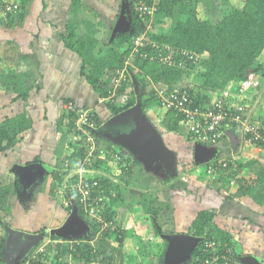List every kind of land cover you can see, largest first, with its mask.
Wrapping results in <instances>:
<instances>
[{"label": "crops", "instance_id": "0c3cea01", "mask_svg": "<svg viewBox=\"0 0 264 264\" xmlns=\"http://www.w3.org/2000/svg\"><path fill=\"white\" fill-rule=\"evenodd\" d=\"M229 1L234 7L241 5L238 0ZM120 8L121 2L118 3L116 0H23L22 12L18 17L8 20V23L0 22V122L21 113H24L29 120L27 129L19 133L15 145L0 151V243L3 242L6 246V244L18 241V244H21L18 249L22 256L19 264H24L29 256L39 251L43 244H47L44 237H47L48 234L49 236L60 235L61 232L69 228L63 229L69 215L66 209L59 204L60 199H57L53 193L56 169L67 153L65 139L63 142V129H65L68 120L65 105L71 102L77 108L93 110L101 119V132L109 130L103 124L117 114H112L102 105L100 98L103 96H100L99 91L92 87L86 78L89 68L82 69L80 55L65 46L63 37L67 35L69 27H74L77 37H85L81 30L86 29V24L89 25V28L93 27L91 22L96 16L101 18L104 16L111 23L110 30H112L118 19ZM7 74L15 75V77L11 80L7 78ZM260 79H262V86L249 89L246 92L245 103L251 119L264 126V76ZM19 87L28 89V93L24 96L25 98L14 100V97L19 94L17 89ZM150 112L149 115L147 112L145 113L148 122L155 123L159 120L156 116L162 111ZM180 124L183 126L182 122ZM181 130V128L178 131L168 130V134L160 130L161 134L156 128L167 151L171 152L168 154L170 158L165 159L163 163L162 159L156 161L154 163L156 166L170 165L173 155L177 152L174 151L176 147L168 145L166 139L175 138L176 134L181 138L180 134H183L187 141L186 132ZM102 136L111 147L119 149L123 155L126 156L129 153L135 157L125 146L109 139V137ZM201 146L202 150L209 152L206 155L211 156V160H226L227 155H232L234 158L233 164L230 162L227 164V168L233 165L237 168L233 167V172L230 171L228 177L227 175L221 177V172H218L214 179L210 177L206 180L210 181L214 187V190L209 188L208 191L210 193L213 191L214 194H211L220 199L219 204L208 205L206 210L213 214L211 223H215L217 229L232 235L234 242L239 244L237 249H240L244 259L252 264L253 257L258 256L264 247V219L255 221L252 215L263 214L264 207L253 200L251 196L238 193V188L239 180L255 177L253 170L246 166V162L251 159H263L264 153L255 143L250 142L242 135L238 127L231 126L225 127L224 136L219 143L211 146L201 144ZM193 148L195 149V143ZM194 152V158L196 155L200 156V150H194ZM136 160L138 163L133 164L130 174L128 173L124 177L126 174L122 173L124 178L118 176L120 172L117 166H112V176L108 172L109 177L120 182L117 191L119 199L113 204L114 206L119 202V207L116 211L112 210L113 216L127 237L126 244H134L143 238L147 242L151 241L153 239V236L150 237L151 224L149 222L151 221L158 226L157 232L162 235L165 244H167L168 240L165 235L176 232L169 228L170 224L173 226L174 218L165 221L158 220V217L163 216L159 215V212L164 214L167 211L166 214H170V210L174 209L173 207L177 203L174 200L170 203L166 199L165 202L156 194V191L163 190L169 183L171 185L173 180L177 184V186H173L176 188V192L179 188L189 185L190 181H194L195 187L199 185L200 180L193 177L190 181L185 178L182 182V178L176 177L177 172L171 175L169 180H166V177L163 178L165 180H162L159 177H153L150 172L142 171L141 168L148 167L138 159ZM142 172L145 175H142ZM157 172V175L161 173L159 170ZM235 172L241 173V176L236 177ZM141 180L147 181L148 186H137V182ZM154 180L157 182L154 185H158V181H160L163 188H161L162 184H159L160 186L155 187V192L151 193V181ZM229 181L234 182L236 186L231 187L228 190L231 195L224 198L223 194L228 195L225 190L229 185L226 183ZM178 182L183 185L178 186ZM147 187L148 189H145ZM194 187H186L182 193H189L186 196L190 197L194 194ZM234 188L235 190H233ZM7 189L10 190V193L4 194L3 192L6 193ZM128 189L131 192L134 190H140V192L135 191L136 194L132 195L133 199L123 205L125 207L123 210L120 208V203L122 200L125 201L124 193L128 192ZM160 191L158 192L160 193ZM151 197L155 199V204L159 208L155 215L147 208V202ZM171 199L173 198L171 197ZM39 200L46 205V209H50L51 213L46 209L43 213V208H38ZM227 200L232 202L223 204ZM22 201H26L29 206L33 205L35 208L18 207L17 202L22 204ZM243 201L247 210H239L243 207ZM178 202L180 203V201ZM35 209L39 212L38 215L34 214ZM231 209H235V211ZM118 211L122 212L123 217L119 215ZM238 211H245L246 214L241 216L242 213L239 215ZM173 216L176 217V215ZM50 218L52 220L48 222ZM189 224L186 225L188 229L190 228ZM174 226L176 228V225ZM76 231L78 230L76 229ZM177 233L191 234L190 229L188 232ZM36 234H40L41 239L37 243L33 242L32 249L28 253L22 254L30 246V244H25L26 241H29V236ZM260 234L261 237L258 238ZM95 240L96 238H93L90 243ZM147 242L145 244H149ZM117 261L124 260L117 258ZM5 263L7 264V261ZM114 264H116L115 260Z\"/></svg>", "mask_w": 264, "mask_h": 264}, {"label": "trees", "instance_id": "16d2710c", "mask_svg": "<svg viewBox=\"0 0 264 264\" xmlns=\"http://www.w3.org/2000/svg\"><path fill=\"white\" fill-rule=\"evenodd\" d=\"M145 1L147 0H126L130 11L129 28L125 32L116 33L105 52L99 56H95L97 54L92 52V48L98 44L97 40L91 36L88 39L77 37L74 27H69L67 35L63 37L65 46L80 55L82 69L89 68L86 78L91 86L99 91L100 96L107 95L112 84V77L128 64L126 63L128 59L131 60L130 65L127 66L130 79L117 90L114 100L102 103L112 114L133 106L138 98L141 102V111L143 114L146 113L150 105L155 102L152 90L148 94L145 92L151 85L175 87L194 70H197L196 74L199 79L187 87L189 104L192 108H213L215 111L214 102L222 90H238L250 73H254L259 79L264 76V0H238L241 4L238 7L231 6L229 0H223V4H228L231 7L224 10L221 18L216 21L198 15L197 2L199 0H160L154 15L153 27L163 18L170 19L171 26L166 32L161 33L148 30L147 35L158 43H164L187 52H195L199 55L196 61H193L192 58L191 60L187 59L182 54L177 55L176 60L185 63V66H169L139 56L130 58L133 37L144 31L145 19L140 17L139 6ZM18 2L19 11L14 18L22 12L23 0ZM0 3L2 4L3 0H0ZM12 19H4L0 15V22L8 23V20ZM7 75V78L11 80L15 77L12 74ZM261 86L262 79H260L257 88ZM17 89L19 94L14 97V100L25 98L28 89L20 87ZM248 90L243 91L239 97V100L245 105ZM74 108L77 107L74 106ZM92 114L97 117V123L101 126L99 116L93 110ZM166 114L168 119L164 120V126L167 130L178 131L182 117L176 116L171 110L166 111ZM73 116L72 112L67 114V124L63 129L64 139L68 135V127L72 125ZM28 124L29 120L24 113L8 117L0 122V151L14 146L19 138V133L26 130ZM259 126L264 132V126ZM97 135L99 142L103 143L105 148H112L103 136H100L99 133ZM186 139L192 143L190 147L193 148L195 142L187 132ZM262 143L263 141H258L259 146ZM79 151L75 148L74 152L69 154V159L72 160ZM261 152L264 153V149ZM125 160L130 165L124 177L128 173L130 174L133 164L138 163L135 157L129 153L126 154ZM99 165L96 163L93 167L100 168ZM246 166L253 170L255 177L250 181L239 180L238 193L251 196L264 207V158L251 159L246 162ZM72 167L73 165L70 166V169ZM102 170L107 174L111 173L112 176L111 167H104ZM57 176L55 172V178L60 181L61 179ZM118 176L123 177L122 172ZM170 176H166V180H169ZM92 178L100 179L103 183L101 188L102 204L105 209L103 216L114 218L112 207L119 199L117 192L120 185L119 180L115 181L107 176H98V174L88 175L89 180ZM3 193H10V190L7 189L6 193L5 191ZM153 199L148 200L147 208L155 215L159 208ZM71 208L72 205L65 209L69 211ZM78 214L87 218L79 207ZM212 217L213 214L208 210H200L194 218L190 233L197 236L199 241L186 257L187 264H194L206 259L212 262L216 259L215 263L217 264H235V261L239 262L238 264H250L244 259L240 249H237L239 244L234 242L233 236L212 226ZM88 224L90 230L82 240H68L65 237L61 238L58 234L50 236V241L45 244V249L35 255L32 264H68L67 262H73V264H114L116 258L127 260L130 257L127 248H125L128 245L125 243L127 237L120 229V225L116 231H103L99 236L97 235L99 224L90 220ZM93 238H96L95 242L90 243L89 241ZM208 241H213L214 244H205ZM164 245L163 251L166 247V244ZM4 248L6 246L3 242L0 243V264H6L2 259ZM259 253L255 257L262 259L264 247ZM161 255L160 252L155 263L160 264ZM251 263L255 264V260Z\"/></svg>", "mask_w": 264, "mask_h": 264}, {"label": "built area", "instance_id": "2783aa9c", "mask_svg": "<svg viewBox=\"0 0 264 264\" xmlns=\"http://www.w3.org/2000/svg\"><path fill=\"white\" fill-rule=\"evenodd\" d=\"M18 1L3 0V3H0L1 17L4 19L14 18L19 11ZM159 1L147 0L142 3L139 6L140 14L155 15ZM147 31L145 30L133 37L130 58L139 56L169 66L184 65L183 62L176 60L179 54L186 56L185 58L190 60L192 58L193 61L199 58V55L195 52H187L152 40L147 35ZM126 63L128 64L112 77L111 87L107 95L100 98L101 103L114 100L117 90L130 79V72L127 66L130 65L131 60L128 59ZM259 84V77L254 73H250L241 83L238 90H222L214 102L216 111L213 108H192L189 104L190 99L187 87L178 85L170 88L161 85L154 86L151 90L156 108L161 111L171 110L176 116H181L182 123L186 127V132L191 136L193 142L216 145L224 136V128L226 126H234L238 127L242 135L250 142L255 143L257 147L259 146L258 141H263L262 145H260L261 147L259 146L263 150L264 132L251 119L247 106L239 100L243 91L250 88L255 89ZM65 108L68 113L72 112L74 116L71 127H68V135L65 138L67 153L62 159L60 166L56 169L57 177L61 179L58 181V178H56V183L54 184L57 196L65 208L75 203L77 209L78 207L81 208L90 221L99 224L97 235L100 236L103 231H116L118 229V222L115 217L106 218L103 216L105 210L101 196L103 183L97 178L89 180L88 175L98 174V176L103 175L110 179L111 177L103 172L102 169L104 167L112 168L114 165L119 167V172L126 174L130 163L125 160V156L119 150L113 147L109 149L105 148L103 143L99 142L97 135L99 124L97 123V117L92 114V110L75 109L71 102L67 103ZM75 148L80 150V154L78 152V155L76 154L71 160L68 156L71 152H74ZM223 161L226 160L210 159L205 161L206 174L214 178L219 170H223L228 166V163ZM96 163L100 164V168L93 167ZM72 165L73 167L70 169ZM72 200L73 202L71 203L70 201ZM46 241L48 243L50 238ZM205 244H214V242L208 241ZM44 247L45 244L34 255L29 256L24 261V264H32L35 255L43 251ZM256 261V264H264V257L262 259L257 258ZM215 262L216 259H214V262L206 259L194 264H217ZM67 263L73 264V262ZM238 263L235 261V264Z\"/></svg>", "mask_w": 264, "mask_h": 264}, {"label": "rangeland", "instance_id": "374dc122", "mask_svg": "<svg viewBox=\"0 0 264 264\" xmlns=\"http://www.w3.org/2000/svg\"><path fill=\"white\" fill-rule=\"evenodd\" d=\"M222 1L223 0H199L197 2L198 15L200 17H202V18H208V19H210L212 21H216L217 19L221 18V14L223 13L224 10H227L229 7L232 6L231 3H229L231 5V6H229L228 4H223ZM116 2L120 3L121 1L120 0H116ZM115 6H117V5H115ZM144 15L140 14V17L145 19V21H144V24H145L144 31L145 30L147 31L148 29L151 28L149 31H154L156 33H161V32H166L169 29V27L171 26V23H172L171 20L167 19V18H163L162 21L158 22V24L155 27H153V22L155 21L154 15L153 14L149 15V16L147 14H144ZM91 24L93 25V27L89 28V25L86 24L85 25L86 29H84V30L82 29L81 32H83L85 38H87V39L89 38V35H91V37L93 39H97L98 44L95 47L92 48V52L97 54L95 56H99V54H103L105 52V50L108 47V44L110 43V41L112 39V30H110L111 23H109L104 16H102V18L99 17V16H96L95 18H93V21L91 22ZM78 37H80V36H78ZM102 43H103L104 46L102 45ZM184 66H185V63H184ZM196 71L197 70H194V71L190 72L188 74V76L186 75L183 78V80L180 82L179 85L183 86V87H188L190 84H192L193 82L198 80L199 78H197L198 76L196 74L197 73ZM155 85H151L147 89V91H145V92L148 94V92ZM146 93L144 94L145 96L147 95ZM145 98L147 99V97H145ZM153 101H151V102H153ZM156 110H158V109L155 106V102H153V104L150 105L149 109H147V114L149 115L151 113L150 111H152V113H155ZM125 111L126 110H123L120 113L114 115L111 119L107 120L103 125L106 128H108L109 130H107L106 132H101V130H99L98 133L100 134V136L104 135L105 137H109V134L110 133L112 134L113 126L116 123H120L121 121H125L126 119L130 118L129 117L130 115H127L125 113ZM144 115H145V113H144ZM145 117H146V115L144 116V118ZM156 117L159 118L158 121H155V123L147 122V124L148 125L150 124L151 127L154 129V131L156 133H157V131H156V128H157V129H159V132H160V130H162L163 132H165V134H168V130L164 126V124H165L164 120L168 119L166 111L163 110ZM146 118H145V120H146ZM147 120H148V118H147ZM180 128L182 129L181 131L186 132V127L184 125L183 126L180 125ZM180 135H182L181 136L182 139L177 134H176L175 138L166 139L167 144L176 147L175 148L176 150H174V151H177L173 155V158L171 159L170 165H165L164 167H161L163 165L156 166L155 164L153 165V163H151L150 165L147 166L148 168H145V169L141 168L142 171H145L146 173L150 172V173H152L153 177L156 176V177H159V179H162V180H165L163 178H165L167 175H173L175 172H177V176L176 177L182 178V182H184L185 178H187V180L189 179V181H190L191 178H193V177H195V178L200 180L199 185H197L195 187H194L195 183H193L194 181L193 182L190 181L189 185L179 188L178 192L180 194L175 191L176 188H173V186H177V184L175 183V180L171 181V183H172L171 185H169L170 183L167 184V185H169V186L166 185L167 188L165 187L163 190L159 189V190L156 191V194L159 195L164 201L166 199L168 202L170 201V203H172L173 200H174V202L177 203L176 206L173 207L174 209L170 210V214H166L167 211H165L164 214L159 212V215H163V216L162 217H158V220L160 219V220H164V221L167 220V219H171L172 220L174 218V220H173L174 224H173V226H172V224H170L169 228L171 230H173V231H176L175 233L180 232V231L181 232L182 231L183 232H188L189 229L192 226L194 218L197 216V213L200 210H206L208 205H211V204L212 205H214V204L216 205V204L220 203L219 197L212 195L211 193L214 194L213 191L211 193H210V191H208L209 188L214 190V187H212V185L210 184V181H206L210 177L206 174L205 161L208 160V159H211V156H209V158L206 159L208 157L207 156L205 158V160H204V158H202L203 156H197L196 158H194V156H195L194 150L195 149L190 147V145L192 143L188 142V140L186 141L184 136H183V134H180ZM109 139H112V138H109ZM63 142H64V138H63ZM63 142H62V145H63ZM168 154H169V152L165 153L163 156L161 155V157H158V159L159 160L162 159V161L164 162L165 159L170 158V156ZM226 157H227L226 161H223V162H227L228 164L231 162L233 164V160H234L233 156L232 155L231 156L227 155ZM223 160H225V159H223ZM233 167L235 168L236 166L233 165L232 167H229V168L226 167L223 170H219V172L221 171V174H222L221 177H226V175L228 177L230 171L233 172ZM158 170L161 173H159L157 175V173H158L157 171ZM141 174L145 175L144 172H142ZM187 174H189V175H187ZM238 175L241 176V173H238V174L236 173V177H239ZM146 176H149V175H146ZM212 178L213 177H211V179ZM246 178H248V177H246ZM247 180L250 181L251 179H247ZM155 182H156L155 180L151 181V183H152V186H150V192L151 193L153 191L155 192L154 189H155L156 186H160L162 184V183L160 184V181H158L160 185L159 184L158 185H154V184H157V182L156 183ZM178 183H179L178 186L183 185L180 182H178ZM226 185H228V186L226 187L227 189L225 191H227L226 194H228V195H224L223 194L224 198H227L228 196H230L231 193L229 194L228 190L231 189V187H235L236 186L235 183L231 182V181L226 183ZM137 186L146 187V186H148V183H147V181H142L141 180V181L137 182ZM161 186H162L161 188H163V184ZM202 186H205L206 188H204ZM186 187H189V188L190 187L191 188L194 187V191H193L194 194L191 195L190 197L186 196L189 193H186V192L184 194L182 193L183 190ZM139 189L143 190L142 188H139ZM145 189H148V187L145 188ZM53 190H54L53 193L55 194V197L58 199L57 192L55 190V186H54ZM140 190H134L133 192H131V190L128 189V192L125 191L126 192V193H124L125 201L123 202V200L121 198L122 203H120V206H121L120 208H122L124 210L125 207L123 205H125V202H130L133 199L132 195L136 194V192H140ZM233 190H235V188ZM158 191H160V193ZM172 191H173L174 195H173ZM187 191H189V190H187ZM154 196H156V195H154ZM171 197L173 199H171ZM224 200H226V199H224ZM178 201H180V203L182 204L181 207H180V203ZM58 202L60 204V201H58ZM70 202L72 203L73 200L70 201ZM231 202H232L231 200L230 201L227 200V202L225 201V203L223 202V204H229ZM118 203L119 202H117V205H114L112 207V210L116 211V209L119 207ZM242 203H243V207L239 208V210L246 209V207L244 205L245 202L243 201ZM37 204H38L37 205L38 208H40V209H41V207L43 208V213L46 210H48L51 213L50 209L49 208L46 209V205L44 203H42L40 200H39V202H37ZM17 206L20 207V208H21V206H24L25 208H27V207L28 208H33L34 207L33 205L29 206L28 203H26V201H22V204L17 202ZM122 209H120V210H122ZM231 210L235 211V209H231ZM69 213H70V211H67V214H69ZM118 213H119V215L121 217H123L122 212L118 211ZM34 214L38 215L39 212H37L36 209H35L34 210ZM238 214L239 215L241 214V216H243L246 213H245V211L244 212H239L238 211ZM166 215H169V216H166ZM173 215H176V217H174ZM252 216L254 217L255 221L256 220L260 221L261 219H264V211H263V214H255V215H252ZM81 219H82V223L84 224V226L83 227H78V229H83V230H81L82 232L76 231L77 227L75 228V227L71 226L70 227L71 229L67 228L66 231H63V232L60 233L61 238L65 237L68 240L70 239V240H73V241L74 240H79V239L82 240L87 235V233L89 232L88 230H90V228H89V224H88L89 223V218L81 217ZM51 220H52V218H50L48 222H50ZM164 221H162V222H164ZM149 223L151 224V229H150V235L151 236L150 237L153 236V239H151V241H148L149 244H145L147 242V240L145 238L139 240V242H136L134 244H129L128 243V245H126L125 248H127V251L130 254V257L127 260H124L122 262L117 261V258H116L115 259L116 264H157L155 262L158 260L157 258H158V254L160 252L162 253L161 259H160V264H187V259H186L187 255H185V256H183L181 258H178V259H175V258L171 257V249H170V246L168 245L169 244L168 242H167L166 247H165V249L163 251V248L165 246L164 245L165 241L163 240L162 235L157 232L158 226L153 224V221H151ZM187 224L190 225L189 229L186 226ZM174 225H176V228H175ZM118 226H119V223H118ZM212 226L213 227H217L215 225V223ZM164 230H166V229H164ZM260 237H261V234L258 235V238H260ZM49 238H50V236L48 234L47 237H45L44 239L46 241ZM25 244H30V246H29L28 249L24 250V252L22 253L24 255L26 253H28V251H30L32 249L33 240L26 241ZM20 245L21 244H18V241L14 242L12 244H6L5 250H3L2 259L4 261H7V264H19V261L21 260V257H22L20 255V253H19V250H18L20 248ZM256 262L257 261L255 260V264H256ZM94 264H96V263H94Z\"/></svg>", "mask_w": 264, "mask_h": 264}, {"label": "water", "instance_id": "95a60500", "mask_svg": "<svg viewBox=\"0 0 264 264\" xmlns=\"http://www.w3.org/2000/svg\"><path fill=\"white\" fill-rule=\"evenodd\" d=\"M129 18L130 11L126 0H121L120 13L112 29V38L116 33L125 32L127 28H129ZM125 113L130 115V118L121 121L120 123H116L113 126L112 134H109V138H112V140L118 144L125 146L130 152H132L136 159L144 164V166L147 167L151 163L154 165V163L159 160L158 157H161V155L163 156L169 151H167L160 136L154 131L150 124V126L147 124L148 120L146 117L147 121L145 120V115L141 111V102L139 98L133 106L126 109ZM201 147L200 143H195V151L200 150L199 155L203 156L202 158L205 160L207 157L206 154H209V152H205ZM208 158L209 156L206 159ZM71 226L75 228L77 227L78 231L83 230L78 229V227L84 226L75 203L72 205L71 212L63 229L67 227L70 228ZM165 237L167 238L168 243H170L168 245L171 249V257L175 259L181 258L185 255L188 256L195 244L199 241L197 236L189 233H170L166 234ZM28 239L37 243L38 240L41 239V235H30ZM253 259L256 260L257 258L253 257Z\"/></svg>", "mask_w": 264, "mask_h": 264}, {"label": "clouds", "instance_id": "9594fccd", "mask_svg": "<svg viewBox=\"0 0 264 264\" xmlns=\"http://www.w3.org/2000/svg\"><path fill=\"white\" fill-rule=\"evenodd\" d=\"M99 130H100V126H99V129H98V132H99ZM119 150V149H118ZM121 152V151H120ZM125 156V155H124ZM61 204V203H60ZM61 206L64 208V206L61 204ZM72 209V208H71ZM71 209L69 210L70 212H71ZM70 214V213H69ZM68 214V215H69Z\"/></svg>", "mask_w": 264, "mask_h": 264}, {"label": "flooded vegetation", "instance_id": "af4514ba", "mask_svg": "<svg viewBox=\"0 0 264 264\" xmlns=\"http://www.w3.org/2000/svg\"><path fill=\"white\" fill-rule=\"evenodd\" d=\"M161 162L163 163V161L161 160Z\"/></svg>", "mask_w": 264, "mask_h": 264}]
</instances>
